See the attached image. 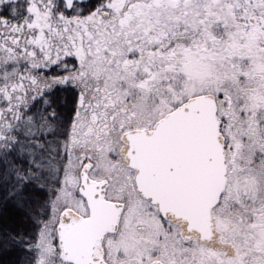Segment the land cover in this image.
Segmentation results:
<instances>
[{
	"label": "snow or ice",
	"instance_id": "snow-or-ice-1",
	"mask_svg": "<svg viewBox=\"0 0 264 264\" xmlns=\"http://www.w3.org/2000/svg\"><path fill=\"white\" fill-rule=\"evenodd\" d=\"M0 264H264V0H0Z\"/></svg>",
	"mask_w": 264,
	"mask_h": 264
}]
</instances>
